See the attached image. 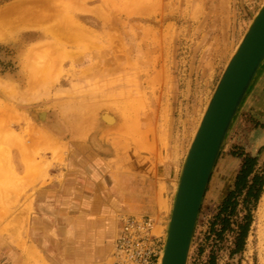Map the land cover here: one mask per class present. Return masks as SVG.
Instances as JSON below:
<instances>
[{"label": "rangeland", "instance_id": "rangeland-1", "mask_svg": "<svg viewBox=\"0 0 264 264\" xmlns=\"http://www.w3.org/2000/svg\"><path fill=\"white\" fill-rule=\"evenodd\" d=\"M19 1L0 0V11ZM263 6L264 0H79L71 10L73 21L56 31L55 50L28 58V51L39 40L24 44L0 41V153H10L15 171L25 152L34 156L31 164L42 163L47 180L54 164L61 166L59 174L66 179L70 173L66 156L73 146L68 143V127L54 116L55 104L61 103L62 117L79 130L92 128L94 149L108 158L118 149L132 150V140L141 138L147 153H154V166H175L176 196L188 151L214 91ZM64 37L74 43L72 47L66 48ZM40 112L52 115L39 124L35 115ZM106 113L117 120L115 126L108 125V131L101 125ZM52 126L63 137L59 145L63 153L58 157L44 145L31 146V137L47 140L54 133ZM245 158L258 159L264 174V65L214 168L187 264H264V190L251 214L241 253H234L238 249L234 234H220L221 227H212ZM131 163L145 168L139 158ZM39 176L35 174L36 180ZM22 179L27 182L29 177ZM106 186V236L101 242L107 251L103 260L112 254L123 220L129 217L150 218L163 249L172 200L159 197L154 201L150 186L140 184L134 190V204L138 207L142 201V212L115 216L109 205L108 182ZM52 225L48 222L45 231L42 226L29 227L31 235L24 242L36 248L25 254V264H78L79 254L65 244L64 237L60 251L43 252L53 246V237L45 234Z\"/></svg>", "mask_w": 264, "mask_h": 264}, {"label": "crops", "instance_id": "crops-1", "mask_svg": "<svg viewBox=\"0 0 264 264\" xmlns=\"http://www.w3.org/2000/svg\"><path fill=\"white\" fill-rule=\"evenodd\" d=\"M59 104L61 103L55 104L57 112L55 111V115H53L63 121L69 130V135L67 134V137L69 136L68 143L73 148L66 156V167L70 169V173L67 171L70 176L68 175L63 180L62 175L59 174L61 166L54 164L53 169L47 171L50 181L46 179L44 170L36 182L28 187L21 205L24 200L30 197L32 205L26 218L27 224L21 235L14 237L13 233L5 232L3 226L0 225V264H25V254L34 252L36 248L24 242L25 238L31 235V225L42 226L43 231H45L44 226L48 222H53V225L48 226L49 228L46 227L45 234L53 237V246L50 245L49 248L43 249V252L52 251L55 253L60 251L58 249L61 248V238L64 237L65 244L69 243L70 247H74L79 254L77 257L78 264L102 263L104 253L107 251L105 243L101 242V238L106 236L107 208L105 206L107 205L103 200L107 194L104 191L107 189V182L110 197L109 205L115 216H129L132 213L142 212L143 207L140 205L142 201L138 202V207L134 204V190L140 184L150 186V191L153 190L150 193L151 199L154 201L158 200L159 197L165 199L166 202L171 199V212L173 210L174 182L178 177L175 166L171 168H168L169 165H166L167 167L154 166L156 162L154 153H147L140 142L141 138L138 137L132 140V150L120 152L118 149L112 158H108L103 151L94 149L91 143L92 128V131L82 136L84 128L79 130L76 126L71 127L62 117ZM51 115L46 114L47 121ZM71 123L74 125V122L71 121ZM101 125L104 131H108L110 128L105 122ZM52 132L55 134L49 133V135L57 141L58 145H61L60 141L63 140V137L57 130ZM149 140L148 138V142ZM137 158L141 163L142 161L145 163V168L143 166L135 167L131 163H134ZM37 163L40 161L38 160ZM17 168L18 170L15 172L21 173V177L27 179L25 162L22 161V165H17ZM51 174L53 175L51 176ZM67 196H69L68 202L65 200ZM5 205L10 206L11 204ZM20 210L21 208L18 206L16 209L12 208L10 212L13 214ZM63 226L65 227L64 230H62ZM99 238L101 243H98ZM81 253L84 254L83 257L80 255ZM88 254L94 255L89 258ZM99 254L101 255L99 256Z\"/></svg>", "mask_w": 264, "mask_h": 264}, {"label": "water", "instance_id": "water-1", "mask_svg": "<svg viewBox=\"0 0 264 264\" xmlns=\"http://www.w3.org/2000/svg\"><path fill=\"white\" fill-rule=\"evenodd\" d=\"M264 61V6L229 61L182 168L163 264H187L202 203L218 158Z\"/></svg>", "mask_w": 264, "mask_h": 264}, {"label": "bare ground", "instance_id": "bare-ground-1", "mask_svg": "<svg viewBox=\"0 0 264 264\" xmlns=\"http://www.w3.org/2000/svg\"><path fill=\"white\" fill-rule=\"evenodd\" d=\"M78 1L79 0H20L15 5L0 11V41L24 44L26 42L39 40L38 44L28 51V58L47 49L52 51L55 50V39L57 37L56 31H59L61 28L65 29V24L73 21L71 10ZM57 7L58 9H56ZM48 23L50 26H48ZM60 40L62 41L63 39L60 38ZM64 43L67 46L66 48L72 47V44H74L73 42L68 41L65 37ZM60 44L63 43L60 42ZM263 65L264 61L262 62L243 102ZM35 117L39 124H43L45 123L47 116L44 112H40L36 114ZM102 117L107 125L115 126V117L108 113L104 114ZM66 121L71 127L74 126L71 123V120L66 118ZM50 128L55 131L57 126H52ZM90 131H92L91 128L85 127L82 131V136H85ZM42 142L43 140L41 139L31 137V146L33 148L42 147L44 145V147L54 154L55 157H58L63 153V149L51 135L47 136V140H45L43 144ZM33 157L34 156L26 155L24 152L23 161L27 166V174L29 177V180L26 182L15 173L13 165L11 164L10 153L8 151L0 153V225L3 226L5 232L13 233L14 237H16V235L19 237L25 229L27 224L26 218L31 210V197L24 200L21 205V201L23 197H25V192L29 186L35 183V174L38 172L41 173L40 171L45 170L42 163L31 164V159ZM5 204L11 205L6 206ZM18 206H20L21 210L11 214L10 210L12 208L16 209ZM169 226L170 221L167 226L168 231ZM167 238L168 232L159 264H163Z\"/></svg>", "mask_w": 264, "mask_h": 264}, {"label": "trees", "instance_id": "trees-1", "mask_svg": "<svg viewBox=\"0 0 264 264\" xmlns=\"http://www.w3.org/2000/svg\"><path fill=\"white\" fill-rule=\"evenodd\" d=\"M264 190V174L259 168L256 158H245L236 177L234 188L221 204L214 218L212 227H221V233L235 235V245L239 254L245 245V240L251 226V214L257 206ZM244 213V217L241 215ZM234 226L236 230H232ZM219 232L216 236H220Z\"/></svg>", "mask_w": 264, "mask_h": 264}, {"label": "built area", "instance_id": "built-area-1", "mask_svg": "<svg viewBox=\"0 0 264 264\" xmlns=\"http://www.w3.org/2000/svg\"><path fill=\"white\" fill-rule=\"evenodd\" d=\"M153 232L150 218H124L112 254L99 264H159L163 249Z\"/></svg>", "mask_w": 264, "mask_h": 264}]
</instances>
